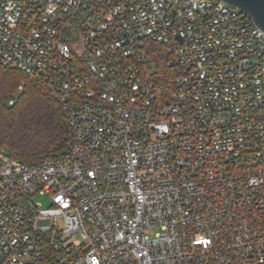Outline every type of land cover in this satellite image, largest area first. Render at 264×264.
Here are the masks:
<instances>
[{"label": "built area", "instance_id": "obj_1", "mask_svg": "<svg viewBox=\"0 0 264 264\" xmlns=\"http://www.w3.org/2000/svg\"><path fill=\"white\" fill-rule=\"evenodd\" d=\"M0 67L45 84L70 129L34 165L0 147V264H264V32L247 14L0 0Z\"/></svg>", "mask_w": 264, "mask_h": 264}, {"label": "trees", "instance_id": "obj_2", "mask_svg": "<svg viewBox=\"0 0 264 264\" xmlns=\"http://www.w3.org/2000/svg\"><path fill=\"white\" fill-rule=\"evenodd\" d=\"M155 64L152 77L160 97L173 90L167 55L161 44L148 43ZM24 82L22 90L18 86ZM70 129L47 87L13 67H0V147L22 163L34 165L64 152Z\"/></svg>", "mask_w": 264, "mask_h": 264}, {"label": "water", "instance_id": "obj_3", "mask_svg": "<svg viewBox=\"0 0 264 264\" xmlns=\"http://www.w3.org/2000/svg\"><path fill=\"white\" fill-rule=\"evenodd\" d=\"M247 14L264 32V0H221ZM31 264V263H29Z\"/></svg>", "mask_w": 264, "mask_h": 264}, {"label": "rangeland", "instance_id": "obj_4", "mask_svg": "<svg viewBox=\"0 0 264 264\" xmlns=\"http://www.w3.org/2000/svg\"><path fill=\"white\" fill-rule=\"evenodd\" d=\"M34 200L39 202L41 206L46 207L49 205V199L47 196H35Z\"/></svg>", "mask_w": 264, "mask_h": 264}, {"label": "snow or ice", "instance_id": "obj_5", "mask_svg": "<svg viewBox=\"0 0 264 264\" xmlns=\"http://www.w3.org/2000/svg\"><path fill=\"white\" fill-rule=\"evenodd\" d=\"M198 243H200L201 241H197Z\"/></svg>", "mask_w": 264, "mask_h": 264}]
</instances>
